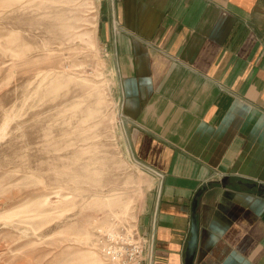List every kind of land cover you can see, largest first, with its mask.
<instances>
[{"label": "crops", "instance_id": "0c3cea01", "mask_svg": "<svg viewBox=\"0 0 264 264\" xmlns=\"http://www.w3.org/2000/svg\"><path fill=\"white\" fill-rule=\"evenodd\" d=\"M103 23L160 185L139 211L151 264H264V0H110Z\"/></svg>", "mask_w": 264, "mask_h": 264}, {"label": "rangeland", "instance_id": "374dc122", "mask_svg": "<svg viewBox=\"0 0 264 264\" xmlns=\"http://www.w3.org/2000/svg\"><path fill=\"white\" fill-rule=\"evenodd\" d=\"M109 3L0 0V264H103L96 229L125 217L152 262L160 185L129 147Z\"/></svg>", "mask_w": 264, "mask_h": 264}, {"label": "built area", "instance_id": "2783aa9c", "mask_svg": "<svg viewBox=\"0 0 264 264\" xmlns=\"http://www.w3.org/2000/svg\"><path fill=\"white\" fill-rule=\"evenodd\" d=\"M125 219L115 220L114 226L102 225L96 229L99 232L97 243L102 246L105 264H144L142 239L137 234V224L133 220L129 221V218Z\"/></svg>", "mask_w": 264, "mask_h": 264}, {"label": "bare ground", "instance_id": "6f19581e", "mask_svg": "<svg viewBox=\"0 0 264 264\" xmlns=\"http://www.w3.org/2000/svg\"><path fill=\"white\" fill-rule=\"evenodd\" d=\"M112 226H114V225L112 224ZM101 249H102V246L99 245V253H100V255H101V257H102V260H103V255H102ZM103 264H105V263H104V260H103Z\"/></svg>", "mask_w": 264, "mask_h": 264}, {"label": "water", "instance_id": "95a60500", "mask_svg": "<svg viewBox=\"0 0 264 264\" xmlns=\"http://www.w3.org/2000/svg\"><path fill=\"white\" fill-rule=\"evenodd\" d=\"M195 205H196V203L194 202V208H195ZM195 239H196V237H195Z\"/></svg>", "mask_w": 264, "mask_h": 264}]
</instances>
